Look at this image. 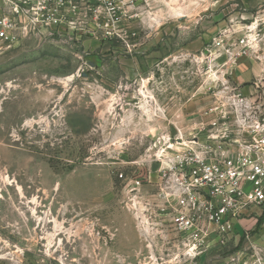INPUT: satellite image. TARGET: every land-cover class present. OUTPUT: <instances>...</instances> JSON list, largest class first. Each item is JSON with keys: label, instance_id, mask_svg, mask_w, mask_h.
<instances>
[{"label": "rangeland", "instance_id": "1", "mask_svg": "<svg viewBox=\"0 0 264 264\" xmlns=\"http://www.w3.org/2000/svg\"><path fill=\"white\" fill-rule=\"evenodd\" d=\"M13 1L0 4V264H264L253 231L187 247L125 200L156 143L194 126L234 72L251 79L238 64L264 76V0Z\"/></svg>", "mask_w": 264, "mask_h": 264}, {"label": "built area", "instance_id": "2", "mask_svg": "<svg viewBox=\"0 0 264 264\" xmlns=\"http://www.w3.org/2000/svg\"><path fill=\"white\" fill-rule=\"evenodd\" d=\"M242 54L230 53L234 60ZM247 83L222 81L194 126L155 144L156 167L125 185L127 206L138 212L145 205L184 246H202L212 233H234L235 220L264 205V76ZM144 183L153 188L148 197Z\"/></svg>", "mask_w": 264, "mask_h": 264}, {"label": "crops", "instance_id": "3", "mask_svg": "<svg viewBox=\"0 0 264 264\" xmlns=\"http://www.w3.org/2000/svg\"><path fill=\"white\" fill-rule=\"evenodd\" d=\"M238 69H241L243 73L245 72L250 73L251 79L249 81L252 80L254 74L252 73L254 72L252 68H249L245 64H238L235 68V71ZM233 80L238 85H242L244 83L249 82V81H245L244 78H242L241 76H237L235 72H234ZM252 210L254 212L242 216V218L236 221V225L238 228L237 229L234 228V233L237 236H241L243 234L248 235L249 234L248 231H253L251 232L252 235L249 236H251V239L254 240V242L256 243V241H258L260 238L264 239V223H261L259 225L257 223L258 217L262 214L263 207H253Z\"/></svg>", "mask_w": 264, "mask_h": 264}, {"label": "trees", "instance_id": "4", "mask_svg": "<svg viewBox=\"0 0 264 264\" xmlns=\"http://www.w3.org/2000/svg\"><path fill=\"white\" fill-rule=\"evenodd\" d=\"M258 225L261 223H264V208L262 211V214L258 217V221H257ZM243 238V236L241 237V239Z\"/></svg>", "mask_w": 264, "mask_h": 264}]
</instances>
